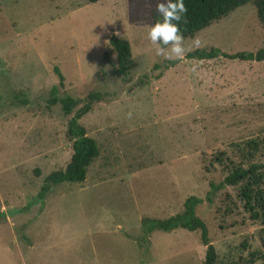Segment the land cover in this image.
I'll list each match as a JSON object with an SVG mask.
<instances>
[{"label":"rangeland","instance_id":"rangeland-1","mask_svg":"<svg viewBox=\"0 0 264 264\" xmlns=\"http://www.w3.org/2000/svg\"><path fill=\"white\" fill-rule=\"evenodd\" d=\"M163 2L0 0V264H204L198 232L135 241L144 217L180 213L190 196L204 200L196 215L216 264L244 263L251 253L264 262V227L244 209V182L205 201L210 183L264 163V61L184 59L156 79L153 66L170 60L155 54L147 32ZM111 35L130 44L129 83L111 77ZM184 46L255 53L264 28L247 5ZM53 88L60 97H114L79 121L100 152L85 181L56 186L39 202L43 180L72 155L71 116L47 103Z\"/></svg>","mask_w":264,"mask_h":264},{"label":"trees","instance_id":"trees-1","mask_svg":"<svg viewBox=\"0 0 264 264\" xmlns=\"http://www.w3.org/2000/svg\"><path fill=\"white\" fill-rule=\"evenodd\" d=\"M88 4H94L102 0H86ZM187 13L179 23L180 32L184 40L193 39L198 33L207 29L213 23L220 21L233 13L238 8L252 5L257 14L260 25L264 28V0H184ZM161 19L159 13L154 10L152 14V25ZM108 47L115 56V66L111 72V77L122 82L129 83V75L133 68V58L130 44L127 40L116 35H111L108 40ZM224 58L230 61H264V49L255 53H223L218 49L199 50L196 49L186 54L185 60H214ZM103 65L110 62L109 52L102 56ZM181 61H170L163 65H154L152 72L157 73L156 79L161 77L163 71L175 66ZM60 81L62 76L55 71ZM102 78V77H101ZM57 89L53 88L48 106H58L61 113L65 116H71L67 121L66 136L72 142V155L64 170L50 173L44 180L36 197V201L42 202L50 193L52 188L63 184H81L86 179L88 168L99 157V147L95 140L88 137L85 128L79 124V121L86 116L92 107L101 102L111 100L113 94L103 91H94L89 93L84 99H75L70 96L60 97L57 95ZM18 95L16 100H18ZM24 104V101H20ZM217 161H221L217 159ZM264 169L262 165H252L248 169L238 167L232 171L219 185L210 183L209 192L206 194L205 201L211 203L216 194L228 186H236L244 182L240 191L241 201L244 209L250 214L252 220H260L264 227V173L258 171ZM38 175V172H35ZM204 200L194 196L188 197L183 210L166 219L159 220L144 217L141 220V235L135 238V241L143 244H150V236L155 232L172 233L176 230H184L189 233L198 232L200 242L205 250L204 264H216L217 255L211 241L209 233L204 222L196 215V209ZM3 213H0V219ZM264 231V230H263ZM261 246L264 251V236L261 240ZM260 257L256 253H251L249 259L239 264H255ZM264 264V262L262 263Z\"/></svg>","mask_w":264,"mask_h":264},{"label":"clouds","instance_id":"clouds-1","mask_svg":"<svg viewBox=\"0 0 264 264\" xmlns=\"http://www.w3.org/2000/svg\"><path fill=\"white\" fill-rule=\"evenodd\" d=\"M161 19L151 25L147 32V39L155 46V54L166 60L183 61L187 51L184 37L180 32L179 23L187 13L184 0H164L156 6ZM195 47L200 42L195 41Z\"/></svg>","mask_w":264,"mask_h":264}]
</instances>
